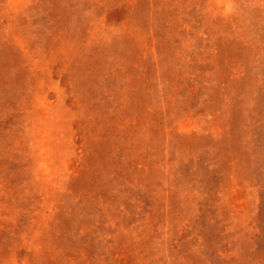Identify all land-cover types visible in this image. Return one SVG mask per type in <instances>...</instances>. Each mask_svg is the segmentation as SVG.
<instances>
[{
	"label": "rangeland",
	"instance_id": "rangeland-1",
	"mask_svg": "<svg viewBox=\"0 0 264 264\" xmlns=\"http://www.w3.org/2000/svg\"><path fill=\"white\" fill-rule=\"evenodd\" d=\"M0 264H264V0H0Z\"/></svg>",
	"mask_w": 264,
	"mask_h": 264
}]
</instances>
